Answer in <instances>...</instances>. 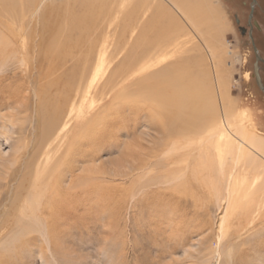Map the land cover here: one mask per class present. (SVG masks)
Instances as JSON below:
<instances>
[{
	"label": "rangeland",
	"instance_id": "obj_1",
	"mask_svg": "<svg viewBox=\"0 0 264 264\" xmlns=\"http://www.w3.org/2000/svg\"><path fill=\"white\" fill-rule=\"evenodd\" d=\"M172 1L176 3L177 0ZM189 4H199L204 10L206 20L203 24L187 27V15H181L168 0H0V20L18 30L30 21L35 45L39 42L36 34L46 19L53 20L51 25L59 33L65 28L61 25L74 16L101 19L110 15L109 41L118 47L124 44L125 48L114 59L111 68L122 62L124 53L140 54L144 51L145 56L147 47L140 42L144 29L149 30V35L155 39L158 32L154 29L161 23L169 26L177 16L189 31L183 28L177 35L180 44L173 50L174 55L169 54L158 64L154 55L142 58L144 61L138 64L136 72L145 65L152 64V67L145 66L147 68L134 75L131 81L135 84L133 98L139 96L136 89L142 88L141 79L180 58L184 59V63L189 64L181 66L175 86L191 82L196 100L208 114L212 109L210 105H213L214 125L223 130L221 133L217 130V135L207 143L200 139L181 142L168 155L162 149L161 140L147 135L145 112L141 113L139 106L132 111L128 109L126 118H122L113 131L107 130V135L82 148L85 156H78L80 163L75 168V174L81 176L79 181L83 188L80 209L58 231L57 245L54 243L52 248L33 226L21 237L22 241H14L11 239L18 234L20 224L10 217L12 196L27 173V161L37 150V130L42 128L38 118L40 100L31 88L32 84L24 90L21 77L0 84V264H264V176L259 175L263 179L255 181L251 174L241 171L245 174L240 172L236 176L239 180L250 178L247 191L240 190V195L244 194L240 202L242 206L233 205L231 209L240 207L239 210L221 218L216 194L221 192L224 196L226 185L222 183L228 181L226 177L230 179L231 174L239 171L226 173L228 176L220 181V174L210 165L212 158L220 155L226 156L227 161L234 160L238 137L242 133L239 124L245 127L253 141L264 144V97L259 95L254 80L258 66L254 63L244 26L236 22L235 12L227 0H189ZM161 6L169 11L172 7L173 17H167L171 14L166 11L158 14ZM176 24L174 22L173 26ZM80 36L72 37L77 40L81 39ZM57 41L62 43L64 37H57ZM71 52L75 50L69 54ZM38 55L35 51V58ZM46 60L42 63L35 60L34 69L58 63L51 61L53 59ZM76 60H71L66 68H73ZM13 69L21 73L11 65L3 71L12 74ZM93 72L91 77L95 76ZM38 74L35 71L36 79ZM106 77H89L87 84H91L92 79L93 86L99 88ZM171 83L167 93L174 90ZM128 85L120 84L114 90L118 102L119 96L124 99L127 96ZM7 88H11V95L17 90L19 97L24 98L20 102L8 103L3 97ZM106 104V101L99 100L97 111ZM51 107L49 105L45 111L48 117L53 113ZM236 118L239 123H232ZM136 122L140 126L134 132ZM128 128L133 130L130 136L126 134ZM60 153L53 156L52 161ZM250 154L264 160L263 149ZM205 158L209 164L204 163ZM64 171L69 172V169ZM67 181L65 186L70 179ZM89 186L94 188L90 194L86 189ZM259 204L261 220L255 223V227L243 231L245 221L241 216L248 210L255 211ZM68 212L73 211L69 209ZM219 227L222 229L220 233Z\"/></svg>",
	"mask_w": 264,
	"mask_h": 264
},
{
	"label": "bare ground",
	"instance_id": "obj_2",
	"mask_svg": "<svg viewBox=\"0 0 264 264\" xmlns=\"http://www.w3.org/2000/svg\"><path fill=\"white\" fill-rule=\"evenodd\" d=\"M28 1L32 2V0ZM168 1L177 8L181 15H187H184L187 27L205 22V12L199 4L192 6L191 3L189 4V0H177L176 3L172 0ZM171 10L161 6L158 8V14H165L166 11L171 14H168L167 17H173L174 10L172 7ZM109 16L105 15L101 19L100 17L94 18L93 15V18L74 16L70 21L61 25L65 28H63V32L59 33H56V29L51 25L50 21L53 20L46 19L39 33L36 34L39 37L37 45H35V34L30 28V21L18 30L15 26L9 25L7 21L0 20V84L18 77L22 78L24 90H28L32 84L31 88L35 90V95L40 100L38 118L41 122L40 128L42 127L37 130L38 133L36 132L37 150L27 161V173L13 192L12 215L10 217L13 220L14 218L18 220L20 229L11 240L22 241L21 237L25 235V232L28 233L30 227L33 226L38 228L36 231L46 239L49 245H52V248L54 247V243L58 241V236H60L58 231L65 227L67 225L65 223L71 215H77L80 209L81 190L83 188L79 181L81 176L75 174V168H77V163L80 160L79 155L85 156L82 153V148L93 145L95 141L97 142L98 139L107 135V130H112L118 122L122 121V118H126L128 109L132 111L135 110L136 106H139L140 112H145L144 127L149 130L147 135L151 139L161 140L162 149L168 155L181 142L190 143L200 139L202 143H207L210 141L209 139H213L217 135V130L220 133L223 131L214 125L213 105H210L212 107L211 113H206L203 105L195 98L194 85L191 82L187 85L183 84L184 86H175V78H179L181 66L189 64L184 63V59L180 58L177 62L151 73L146 79H141L143 86L136 89L139 96L133 98L132 90L135 89L132 87L135 84L131 81L134 75L147 67H152V64L145 65L147 67L144 66L142 70L136 72L135 69L143 60L142 58L148 56L152 58L154 55L156 56V64H158L161 59H166L169 54L174 55L173 50L180 44L177 35L183 31V28H187L185 24L175 16V20L169 26L161 23L160 27L154 29L158 32L154 35L156 36L155 39L149 35V30L144 29L140 42L147 47L146 55L144 56V51L140 54L124 53L125 58L122 62L111 68L114 59L123 50L125 51V48L124 44L122 47H118L110 43L112 19ZM174 22H177L176 27L173 26ZM76 34H80L81 39L74 40L72 36ZM57 37H64V41L58 42ZM101 42L103 44L100 46ZM118 49L120 50L117 51ZM73 50L75 52L69 54ZM35 51L39 53L37 58H35ZM76 55L79 57H75ZM97 57H99L97 64L92 69ZM74 58L77 59L76 62L74 61L75 66L70 69L66 68L67 64ZM46 59H53L51 61H58V63L49 65L47 68L36 67V70L34 69L35 60L42 63ZM8 65L13 66V68L17 67L21 73L13 69L12 74L10 72L7 74L8 71L3 70ZM34 70L39 72L37 79L34 76ZM3 72L6 73L3 74ZM92 72L95 74L94 77H91ZM105 75L107 77L99 88L93 86L94 80L92 79V83L87 84L89 77L94 79ZM36 82L38 86H36ZM169 82H172L171 84H174L175 87L174 90L172 89L170 93H167L170 89ZM120 84H129L128 89L130 88V90L125 99L119 96L118 100L120 101L118 102L117 98L114 97V90ZM10 92L11 88H7L3 92V97L7 99L8 103L20 102V99L24 98L19 97L17 90L13 92L14 95H11ZM198 97L204 103L199 95ZM97 99L107 102L98 111L96 104L99 100ZM49 105L53 109L50 117L45 113ZM133 113L138 116L141 115L138 111H133ZM239 121V118H236L232 123L238 124ZM139 126L140 123L136 122L133 128L134 132L139 129ZM239 126L242 133L238 137V148L234 160L227 161L225 160L226 156L220 155L218 158H212L213 161L210 164L220 174V181L228 176L226 173L231 174L239 171L237 174H231L230 179L226 177L229 182L224 181L222 183L226 185V194L224 196L221 192L216 194L221 218L239 210L240 207L236 209H231V207L241 205L240 202L244 195H240L242 189L246 192L247 188L250 187L247 183L250 178L239 180L236 177L241 171L251 174L252 180L254 178L255 181L264 176V160L262 161L250 154L252 151L257 153V149L264 150V144L253 141L245 127H241L240 124ZM97 127H100L98 132L96 131ZM133 130L130 131L128 128L126 134L130 136ZM60 151V156H56V160L52 161L53 156L55 157ZM206 160L207 158L204 159V163L209 164V160ZM67 168L69 172L64 171ZM241 173L245 174L244 172ZM68 179H70V183L65 186ZM216 187L218 188V186ZM238 187L240 188L236 191ZM86 189L89 190V194L94 191L92 186ZM69 209L73 212H68ZM260 209L262 211L261 204L255 211L248 210L246 214L244 213L245 215L241 216V218L243 217L242 220L245 221V224L242 222L244 224L243 231L255 227V223L261 220ZM23 223L25 225H22ZM220 227L222 228L221 225ZM220 227L219 233L222 231ZM240 237L242 236L240 235ZM55 245L57 244L55 243Z\"/></svg>",
	"mask_w": 264,
	"mask_h": 264
},
{
	"label": "flooded vegetation",
	"instance_id": "obj_3",
	"mask_svg": "<svg viewBox=\"0 0 264 264\" xmlns=\"http://www.w3.org/2000/svg\"><path fill=\"white\" fill-rule=\"evenodd\" d=\"M234 10L236 22L242 23L252 48L256 88L264 97V0H227Z\"/></svg>",
	"mask_w": 264,
	"mask_h": 264
}]
</instances>
